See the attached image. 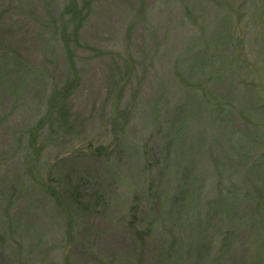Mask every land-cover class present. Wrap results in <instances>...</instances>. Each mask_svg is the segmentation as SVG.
<instances>
[{
  "label": "rangeland",
  "instance_id": "rangeland-1",
  "mask_svg": "<svg viewBox=\"0 0 264 264\" xmlns=\"http://www.w3.org/2000/svg\"><path fill=\"white\" fill-rule=\"evenodd\" d=\"M0 264H264V0H0Z\"/></svg>",
  "mask_w": 264,
  "mask_h": 264
},
{
  "label": "trees",
  "instance_id": "trees-1",
  "mask_svg": "<svg viewBox=\"0 0 264 264\" xmlns=\"http://www.w3.org/2000/svg\"><path fill=\"white\" fill-rule=\"evenodd\" d=\"M75 199H76L77 202L81 203V196H80V194L77 193L76 196H75Z\"/></svg>",
  "mask_w": 264,
  "mask_h": 264
}]
</instances>
